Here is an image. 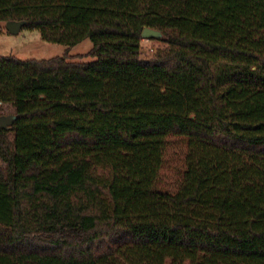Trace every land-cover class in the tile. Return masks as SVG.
Wrapping results in <instances>:
<instances>
[{"label": "trees", "instance_id": "1", "mask_svg": "<svg viewBox=\"0 0 264 264\" xmlns=\"http://www.w3.org/2000/svg\"><path fill=\"white\" fill-rule=\"evenodd\" d=\"M0 21L92 42L0 56V264H264V0H0Z\"/></svg>", "mask_w": 264, "mask_h": 264}, {"label": "rangeland", "instance_id": "2", "mask_svg": "<svg viewBox=\"0 0 264 264\" xmlns=\"http://www.w3.org/2000/svg\"><path fill=\"white\" fill-rule=\"evenodd\" d=\"M140 46L143 59H151L157 50L166 48V45L159 39H142ZM91 48L92 42L89 39L82 40L74 46H66L47 42L41 38L37 30L27 28H22L17 34H11L6 29V22L0 21V56H13L26 60L47 59L67 53V55L85 57ZM82 60L90 61L92 58L85 57ZM12 112L13 109L9 105L0 104V119L3 121ZM182 160V145L174 139L167 148L164 165L158 179L159 188L166 190L175 188L183 168Z\"/></svg>", "mask_w": 264, "mask_h": 264}, {"label": "water", "instance_id": "3", "mask_svg": "<svg viewBox=\"0 0 264 264\" xmlns=\"http://www.w3.org/2000/svg\"><path fill=\"white\" fill-rule=\"evenodd\" d=\"M25 21H8L6 22V29L11 34H17L19 31L24 28ZM142 39H160L161 33L158 30L152 28H144L141 32ZM8 119L6 118L4 121L0 119V128L3 126L4 122L7 123ZM3 122V123H2Z\"/></svg>", "mask_w": 264, "mask_h": 264}]
</instances>
